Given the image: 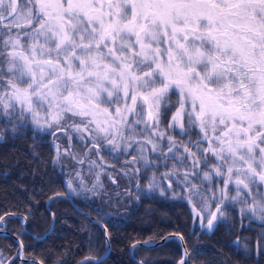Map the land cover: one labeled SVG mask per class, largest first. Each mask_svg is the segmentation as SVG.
Listing matches in <instances>:
<instances>
[{
	"label": "snow or ice",
	"instance_id": "snow-or-ice-1",
	"mask_svg": "<svg viewBox=\"0 0 264 264\" xmlns=\"http://www.w3.org/2000/svg\"><path fill=\"white\" fill-rule=\"evenodd\" d=\"M173 107L167 128L189 139L178 142L168 135L165 152L161 124ZM29 120L34 131L54 137L71 128L98 156L132 155L134 148L137 155L125 163L142 161L145 170L158 168L161 158L180 165L188 160L191 168L176 184H191L189 177L196 176L212 193L204 195L194 184L185 189L189 203L202 197L192 209L194 222L199 218L203 228L207 220L212 232L226 221V209L241 205L242 218L251 213L264 227V0H0V121L12 124L16 135ZM149 145L151 153H159L155 161L145 154ZM181 148L183 153L175 154ZM202 168L207 170L201 177ZM177 174L174 164L163 176ZM124 175L130 182L136 178L137 200L147 194L138 183L140 168ZM214 180H223V187H213ZM97 185L103 187L99 173L91 189L81 181L78 191L69 180L67 195H105ZM158 186L153 174L148 189ZM108 195L105 203H111ZM126 196L131 199L132 192ZM92 210L101 219L109 215L99 205ZM6 216L0 215V225ZM105 237L110 254L107 229ZM240 240L232 243L239 247ZM243 240L250 257V238ZM22 250L23 244L8 264H15ZM192 253L199 254L195 247ZM255 256L257 261L264 256V231L257 234ZM184 257L180 264H187ZM79 264H105V259Z\"/></svg>",
	"mask_w": 264,
	"mask_h": 264
},
{
	"label": "trees",
	"instance_id": "trees-1",
	"mask_svg": "<svg viewBox=\"0 0 264 264\" xmlns=\"http://www.w3.org/2000/svg\"><path fill=\"white\" fill-rule=\"evenodd\" d=\"M174 111L175 107L163 118L164 128ZM12 128V124L0 125V215L8 214L3 222L8 235H0L4 264L16 256L19 244H23L24 259L39 264H79L86 258L96 260L101 256L105 264H178L183 257L178 240L170 238L157 247L137 246L155 244L172 235L184 237L185 249L189 251L187 264H264V256L258 261L255 256L257 234L264 227L259 221L246 225L249 219L242 218L234 207V211L227 210L226 221L212 232L194 222L184 198L168 196H143L125 210L122 208L126 202L122 205L118 203L120 198L113 197L117 205L104 206L109 215L101 219L92 209L102 206V202L67 195L65 176L53 163L52 135L33 137L31 131L13 135ZM192 139H196L195 135ZM57 194L69 196L71 201L49 199ZM101 224L111 233L110 254L105 252L106 237ZM241 224L244 231L240 230ZM237 237L241 238L239 247L232 243ZM244 237L250 238V257L243 250ZM194 247L198 255L192 253ZM15 264L31 263L16 258Z\"/></svg>",
	"mask_w": 264,
	"mask_h": 264
},
{
	"label": "rangeland",
	"instance_id": "rangeland-1",
	"mask_svg": "<svg viewBox=\"0 0 264 264\" xmlns=\"http://www.w3.org/2000/svg\"><path fill=\"white\" fill-rule=\"evenodd\" d=\"M165 120V119H164ZM76 122L79 123V118L76 119ZM4 122H0V125H4ZM27 127L25 128H20L17 130V134L24 131V132H30L32 136H37V135H44L46 133L41 132V131H34L33 126L31 125V121L26 122ZM11 125V124H10ZM168 125V124H167ZM13 127V126H12ZM11 128V127H10ZM167 128V127H166ZM161 125V129L166 131V136L163 139L162 146L163 150L167 152V136L171 135L175 137V139L178 142H185L189 139L188 136H180L179 135V129L176 131H172L170 129H166ZM53 131H56L55 128ZM68 135H65L63 132H56L55 137L52 135L54 138L52 142V147H53V153H54V159L56 162L54 163L58 170L63 173L64 177V182L65 186L67 188V191L69 192V189L67 187V183L70 180L72 182V185L74 188H76L78 191L81 188V181H83L84 187L86 189H91L93 188L94 183L97 182V173H99V184H102L103 187H99L97 185V188L95 189L97 192H103L105 195H98V196H92L91 192L88 191H83L80 195H76L79 198H87V199H93V200H98L103 203L102 208L104 206L110 205V206H115L117 205L116 202H113V197H117V194L119 193V202L120 204H125V208H122V210H125L128 206H133L136 202V184L137 180L135 177L131 179V182L129 180L128 176L124 175L125 170H132L134 168H140L141 169V178L139 179L138 183L140 186V189L144 192L147 193L146 195H141L143 196H153V195H158V196H168L172 199H180L184 198L190 208V211L193 216L192 209L195 206L196 208L200 207L202 197L201 196H193L192 202H188V197L190 193L186 191L185 189L191 188V185L194 184L197 186V190L200 192L204 193V195L211 196L212 193L206 191L207 188V182L204 184H201V179L196 177V176H190L189 179L191 180V184H184L180 183L179 185L176 184L175 181L180 180L183 181V176L180 174L184 170L191 168V164L188 160H185L183 165H180L177 161L173 159L169 160H163L161 158L160 166L158 168L152 167L148 169L143 168V162H139L136 165H131V164H126L125 161H130L132 159L133 155H137V152L135 149H129V151L132 153V155H127L125 153H113V155H108L105 152H101L100 156L96 154V151L91 149V145L88 144V147L85 146V141L79 139L78 133L74 132L71 128L68 130ZM10 133L12 134V130H10ZM59 133V134H58ZM58 134V135H57ZM86 135V134H85ZM69 136H71V140L69 139ZM196 138V137H195ZM157 139H159L157 137ZM57 145H59V157L57 158ZM138 147V146H137ZM203 147H207V144H204ZM149 151L145 153L150 160L155 161L157 159V156H159V153L153 154L151 153V146H148ZM88 151L89 155L87 157L84 156V153ZM195 151V149H193ZM66 153H71V155L66 154ZM183 153V149L181 148L179 150V153L175 154H181ZM73 156L76 157V159H73ZM101 157H103V161L101 160ZM118 157V158H117ZM83 159V163H79L78 161ZM91 161H95L97 166H92ZM209 161L210 164L214 163V158H212L209 155ZM176 164V172L178 173L176 176H171V177H164L163 173L168 172L172 170L173 165ZM207 170V168H202L200 169L201 177L203 175V171ZM79 173V175H78ZM153 174H155L156 180L159 184L158 187L155 189L149 191L148 189V184L149 181L152 179ZM115 181V183L113 182ZM171 183L172 187L169 188V184ZM213 187L216 188H222L223 187V180H219L218 182L214 180L213 182ZM234 185L232 186V192L230 195H234ZM161 188L165 189L164 195H161ZM132 192V198L128 199L126 196L127 191ZM262 191H264V188H262ZM111 196V203H105V201H108L110 199L109 195ZM249 202H251L249 200ZM212 209L215 210V204H213ZM235 209H237V212H239V209L241 205H233ZM230 208V209H233ZM228 209H226L227 211ZM232 211H229L231 213ZM240 214V213H239ZM248 216L250 219L248 220L247 218V223L246 225L250 224L251 222H256L255 217H252L251 213H248ZM194 220V216H193ZM255 220V221H254ZM196 224L201 227L200 220L199 218L195 219ZM207 227V220L204 221V227ZM169 238L178 240L176 236L172 237L170 236ZM179 242V240H178ZM149 244V243H148ZM132 248V247H131ZM130 248V250H131ZM129 250V253H130ZM133 250V248H132ZM183 254V252H182ZM23 253L21 252V259L23 258ZM189 257V256H188ZM180 264V263H179Z\"/></svg>",
	"mask_w": 264,
	"mask_h": 264
},
{
	"label": "water",
	"instance_id": "water-1",
	"mask_svg": "<svg viewBox=\"0 0 264 264\" xmlns=\"http://www.w3.org/2000/svg\"><path fill=\"white\" fill-rule=\"evenodd\" d=\"M59 197H61V198H65V199H67V200H69V201H71V199L68 197V196H65V195H59ZM93 220H94V218H93ZM95 221V220H94ZM1 226V225H0ZM102 226V229H103V231H104V233H105V228H104V226L103 225H101ZM52 227H53V225H52ZM52 227H51V229H50V231L48 232V234L47 235H49L50 233H51V231H52ZM172 237V236H171ZM176 238L179 240V242H180V245H181V247H182V249H183V252H185V246H184V243H183V241L180 239V237L179 236H176ZM36 239V238H35ZM169 239V237H165L164 239H162L161 241H159V242H157V243H155V244H148V243H138L137 244V246H141V247H157V246H160L161 244H163L166 240H168ZM130 254L132 255V248H131V250H130ZM186 260H187V257H184ZM23 261H25V262H32V260H23ZM36 264H39V263H37L36 262ZM139 264H140V262H139Z\"/></svg>",
	"mask_w": 264,
	"mask_h": 264
}]
</instances>
